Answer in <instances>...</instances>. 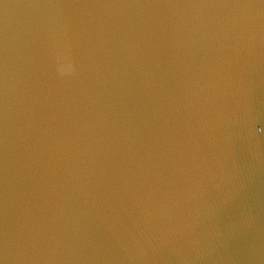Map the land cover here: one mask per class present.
Listing matches in <instances>:
<instances>
[{"label": "water", "instance_id": "water-1", "mask_svg": "<svg viewBox=\"0 0 264 264\" xmlns=\"http://www.w3.org/2000/svg\"><path fill=\"white\" fill-rule=\"evenodd\" d=\"M0 264H264V0H0Z\"/></svg>", "mask_w": 264, "mask_h": 264}, {"label": "clouds", "instance_id": "clouds-1", "mask_svg": "<svg viewBox=\"0 0 264 264\" xmlns=\"http://www.w3.org/2000/svg\"><path fill=\"white\" fill-rule=\"evenodd\" d=\"M59 70L63 73L65 71H70L71 70V65L70 64H60Z\"/></svg>", "mask_w": 264, "mask_h": 264}]
</instances>
